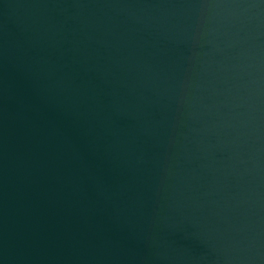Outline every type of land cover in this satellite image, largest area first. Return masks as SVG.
<instances>
[{"label": "water", "instance_id": "water-1", "mask_svg": "<svg viewBox=\"0 0 264 264\" xmlns=\"http://www.w3.org/2000/svg\"><path fill=\"white\" fill-rule=\"evenodd\" d=\"M0 264H264V0H0Z\"/></svg>", "mask_w": 264, "mask_h": 264}]
</instances>
